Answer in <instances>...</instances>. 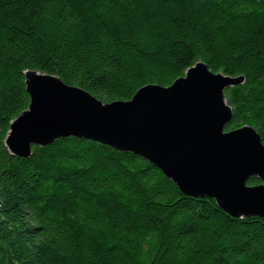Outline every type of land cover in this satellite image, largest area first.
<instances>
[{"label":"trees","instance_id":"16d2710c","mask_svg":"<svg viewBox=\"0 0 264 264\" xmlns=\"http://www.w3.org/2000/svg\"><path fill=\"white\" fill-rule=\"evenodd\" d=\"M244 77L226 131L264 143V0H0V264H264V220L184 194L152 162L67 137L5 144L40 71L104 103L196 63ZM261 182L252 177L249 186Z\"/></svg>","mask_w":264,"mask_h":264},{"label":"water","instance_id":"95a60500","mask_svg":"<svg viewBox=\"0 0 264 264\" xmlns=\"http://www.w3.org/2000/svg\"><path fill=\"white\" fill-rule=\"evenodd\" d=\"M244 77L196 63L169 87L147 85L129 101L104 103L59 77L27 71L29 108L11 122L5 144L17 157L33 146L75 137L133 152L186 195L214 199L234 218L264 220V143L249 126L226 131L225 92ZM261 183L249 186L250 178Z\"/></svg>","mask_w":264,"mask_h":264}]
</instances>
